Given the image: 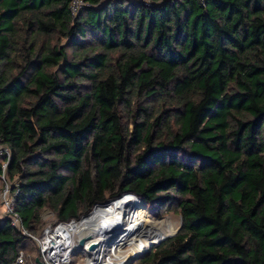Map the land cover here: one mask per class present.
<instances>
[{
  "label": "trees",
  "instance_id": "16d2710c",
  "mask_svg": "<svg viewBox=\"0 0 264 264\" xmlns=\"http://www.w3.org/2000/svg\"><path fill=\"white\" fill-rule=\"evenodd\" d=\"M83 1L0 0L23 229L133 193L182 216L139 264H264V0ZM34 244L0 215V264Z\"/></svg>",
  "mask_w": 264,
  "mask_h": 264
},
{
  "label": "bare ground",
  "instance_id": "6f19581e",
  "mask_svg": "<svg viewBox=\"0 0 264 264\" xmlns=\"http://www.w3.org/2000/svg\"><path fill=\"white\" fill-rule=\"evenodd\" d=\"M144 204V201L132 194L123 195L108 203L95 206L84 220H76L61 225L54 231L46 232L45 241H47L51 251L54 250V254L63 251L66 255H70L74 250H86L91 254L90 264H109L113 261L110 255L112 250L123 254L117 264H128L136 260L140 254L147 252L148 241L153 244L155 243L153 241H159L177 230L176 226L171 225L169 219L164 221L163 232L160 227L162 224L159 226L162 230H157L158 227L154 230V225L158 222L146 219L148 216L143 212ZM105 211H108V214ZM105 214L107 217H104ZM105 229L109 231L106 235L101 233ZM151 229L159 233L155 235L154 232L151 233ZM122 232L127 233L123 235ZM112 233H117V235ZM126 234L132 235L124 237ZM85 237L87 238L85 245L80 246L79 240ZM149 237L151 238L148 239ZM134 241L140 244L137 250L131 249L124 252L125 245ZM92 242L97 243L95 251L89 249Z\"/></svg>",
  "mask_w": 264,
  "mask_h": 264
},
{
  "label": "built area",
  "instance_id": "2783aa9c",
  "mask_svg": "<svg viewBox=\"0 0 264 264\" xmlns=\"http://www.w3.org/2000/svg\"><path fill=\"white\" fill-rule=\"evenodd\" d=\"M83 0H72V15H77L79 9L84 5ZM0 155L9 157L11 155L10 150L7 146H4L0 143ZM8 160H5L3 162V174L1 175V179L3 181V187L0 190V215H5L8 218L11 219L13 225L21 230L24 234H28L32 239H36L39 244H43V247L41 248V255L39 258L42 260L43 264H73L71 254L66 255L65 252L60 251L58 254H54V250L51 251L50 246L47 241H45L44 235L45 232H49L52 229L46 230L41 237H36L35 235H32L28 233L25 229L22 227L21 219L19 215L14 210V203H15V195L16 192L13 193L15 183L10 182L7 179L6 176V168L8 166ZM3 207V208H2ZM76 220H71L70 222H61L59 223L55 229L60 227L61 225H66L72 222H75ZM47 234V233H46ZM28 259V255L24 253V251H21L20 254L17 256L15 262L13 264H26V261ZM91 254L88 253L87 261H85V264H90ZM33 264H38L36 261L33 262Z\"/></svg>",
  "mask_w": 264,
  "mask_h": 264
},
{
  "label": "rangeland",
  "instance_id": "374dc122",
  "mask_svg": "<svg viewBox=\"0 0 264 264\" xmlns=\"http://www.w3.org/2000/svg\"><path fill=\"white\" fill-rule=\"evenodd\" d=\"M140 200L144 201L143 199H140ZM143 209H144L143 212L148 216V218H146L147 220L149 219L150 221L154 220V221L158 222L156 225H154V230L158 227L157 230H162L163 229L162 230V232H163L164 231V227H165L164 226V223H165L164 221L167 220V219H169L171 225L173 224L172 226H176L177 228L181 224L182 216L179 213L175 212L174 210L164 211V212H162V214L156 215L154 212H152L151 207L146 202L144 204ZM106 213L108 214V211ZM107 214H105L104 217H107ZM42 216H43L44 221L46 222V226H45V228L42 230V232L40 234L35 235L36 237H41L43 235V233L46 230H48V229H52L51 231L56 230L55 228L59 224V223H57V224L53 225V222H55L56 218H55V214L52 211H50V210H46L42 214ZM86 217H84V218L82 217L83 219L81 218V219H79L77 221L84 220V219H86ZM161 224H162V226H160ZM159 226L162 229L159 228ZM150 231H151V233L154 232L155 235L157 233H159L158 231H153L152 229ZM125 233H127V232H122L123 235ZM131 233L133 234V232H131ZM45 234H46V232H45ZM132 234H130V235H132ZM130 235L126 234V236H124V237L130 236ZM150 238L151 237H149L148 239H150ZM33 240L35 241V244L32 246L34 249L32 251L28 252V259L26 261V264H33V262L35 261L36 257H39L41 255V248L43 247V244H39V242L36 239H33ZM156 241H153V242H156ZM151 243L149 241L147 242V245H148L147 252H144V253L140 254L136 258V260H134V261H132V262H130L128 264H139L140 261L143 258H145L150 253V251L152 250V246L155 245V244H159V243H153V244H151ZM139 246H140V244L138 242L134 241V242H130V243L126 244L125 247L123 248V250H124V252H128L131 249L137 250V248ZM39 253H40V255L38 256ZM110 255H111V260L113 259V261L110 262L109 264H117L120 261V259L123 257V254L121 252H117L115 250H112V253ZM107 256H108V254H107ZM71 257H72L73 264H85V261H87L88 252L86 250H84V249L74 250L71 253Z\"/></svg>",
  "mask_w": 264,
  "mask_h": 264
},
{
  "label": "water",
  "instance_id": "95a60500",
  "mask_svg": "<svg viewBox=\"0 0 264 264\" xmlns=\"http://www.w3.org/2000/svg\"><path fill=\"white\" fill-rule=\"evenodd\" d=\"M127 194H132L133 196H135L136 198H138V199H141V198H139L138 196H136L135 194H133V193H127ZM127 194H124V195H127ZM110 201H112V200H110ZM110 201H107V202H105V203H108V202H110ZM105 203H99V204H105ZM99 204H97V205H99ZM96 205V206H97ZM88 214H86V215H84L83 217H86ZM181 225H182V221H181V224H180V226L177 228V230L174 232V233H172V234H170V235H168V236H164L162 239H160L159 241H157V242H155V243H161L162 241H164L165 239H167L168 237H172V236H174L177 232H178V230L180 229V227H181ZM108 232V230H102L101 231V233H103V234H105L106 235V233ZM113 235H116L117 233H112ZM110 236H112V235H110ZM86 240H87V238L85 237V238H81L80 240H79V245L80 246H84L85 245V243H86ZM96 247H97V243L96 242H92L90 245H89V249L90 250H96ZM35 261L38 263V264H43V262H42V260L39 258V257H36V259H35Z\"/></svg>",
  "mask_w": 264,
  "mask_h": 264
},
{
  "label": "clouds",
  "instance_id": "9594fccd",
  "mask_svg": "<svg viewBox=\"0 0 264 264\" xmlns=\"http://www.w3.org/2000/svg\"><path fill=\"white\" fill-rule=\"evenodd\" d=\"M108 232H109V231H108ZM108 232H107V233H108Z\"/></svg>",
  "mask_w": 264,
  "mask_h": 264
}]
</instances>
